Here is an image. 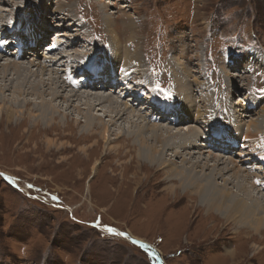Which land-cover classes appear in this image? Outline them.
<instances>
[{"label":"rangeland","instance_id":"rangeland-1","mask_svg":"<svg viewBox=\"0 0 264 264\" xmlns=\"http://www.w3.org/2000/svg\"><path fill=\"white\" fill-rule=\"evenodd\" d=\"M11 1L0 3L3 27L17 26L21 21L30 25V19L35 18L30 16L36 10L34 6L43 4L47 7L39 9L45 11L43 14L47 11L51 16L55 9L68 15L70 22L59 14L52 18L56 25L51 29L66 34L60 37L62 42L65 40L63 44H67V37L77 36L82 48L88 50L95 42L102 45L103 41L115 49L103 21L108 15L121 56L129 60L131 52L138 49L139 62L135 63L140 65L131 64L129 69L136 70L134 74L146 73L149 84L145 94L156 104L162 101V106H168L172 95L191 91L195 78L202 108L209 100L217 101L218 95H224L227 103L238 102L232 104L237 109V130L233 135L237 143L243 140L245 149L240 150L239 145L236 151L248 152V140L264 136V0ZM16 11L18 19L12 20L10 15ZM73 22L81 27L72 26ZM38 26L39 23L35 27ZM47 28L44 23L37 36L46 43L39 44L32 54L40 55L43 46L53 41L52 32L49 38L42 37ZM0 37L8 42L7 36ZM10 57L0 56V75L1 64L12 61ZM26 57L18 64L29 66L36 56ZM93 60L85 64L89 70L97 66ZM152 71L157 72V81L168 82L163 87L155 85ZM13 72L10 68L6 80H0V104L4 100V112L0 114V264H264V227L255 233L247 225L235 224V219L226 220L214 210L208 212L195 193L181 190L177 180L169 181L167 168L187 166H180L182 163L171 150L166 149L167 153L163 148L166 157L174 162L158 170L160 166L144 165L138 158L139 144L127 140L126 130L121 132L123 139L108 145L98 134L82 139L80 131L87 128L83 109L82 114L73 107L65 109L58 97L60 100L51 101L59 108L53 113L56 118L47 121L49 114L41 116L45 104L42 99L49 100L50 94L37 97L21 91L18 96L13 83L21 79ZM231 75L236 82L231 83ZM110 78L105 83L110 84ZM32 79L33 76L28 80ZM72 85L82 89L80 82ZM135 85L127 83L131 97L137 95L131 90L136 89ZM22 86V90L29 91L28 85ZM22 97L31 103L20 109L13 99ZM137 100L144 104L142 99ZM250 101L253 106L248 104ZM39 103L42 107L35 106ZM6 105L17 113L6 115ZM65 113L67 118L62 117ZM96 113L101 116L96 122L107 123L102 112ZM169 117L175 118L174 114ZM250 120L257 123L250 130L258 133H247L250 137L246 139ZM117 123L111 127L113 133L118 126L127 128L125 122ZM91 126L93 129L94 124ZM226 127L217 119L210 127L211 135L214 131L226 133ZM236 151L225 154L230 156ZM255 163L262 170L264 160L259 158ZM260 174H264V168ZM219 183L220 180L217 187ZM171 187L176 188L170 190Z\"/></svg>","mask_w":264,"mask_h":264},{"label":"bare ground","instance_id":"bare-ground-1","mask_svg":"<svg viewBox=\"0 0 264 264\" xmlns=\"http://www.w3.org/2000/svg\"><path fill=\"white\" fill-rule=\"evenodd\" d=\"M2 1L6 0H0V3H2ZM7 1L11 3L13 2L11 0ZM42 7L43 4H37L36 7L34 6V9L36 8V10H34V14L32 13L30 15H34L35 17L30 19V22L32 23L27 25L25 24L27 22L24 23L21 21L17 24L18 30L19 32L29 30L28 38L37 39L38 45L41 41H39L37 36H39L41 29H43L44 23H47L48 28L46 29V35L42 37L48 35L47 37L49 38V33H54L52 42L56 45L58 52L54 51L52 48V51H50V49L48 51L45 50L43 52L44 54L41 53L39 55L38 52L33 54L32 52H27L25 53V56L21 57L20 55H13L9 48H4V50H2L3 52H0V56H6V54L10 55L12 61L1 64V67H3V74L0 75V80L3 81L6 74H9L7 71H9L10 68H13V73L18 75L17 79H21V81L19 80V82H16L15 84L13 83V88L18 92V96L22 95L21 91H23L24 94H35L37 97L43 96V93L50 94L49 100L42 99V102L45 103L43 107L41 103L35 105L42 107L43 114L41 116L47 114L50 115V119H47V121L56 118L53 113L58 107H55L51 101L56 100L58 97L62 99L65 104V109L73 107V110L75 109L74 111L78 114H82L81 109H83L84 114H82V117L87 128L85 132L80 131V138L82 139L86 138L87 135L93 138L98 134V136H100V138L108 145L109 143L123 139L122 137L125 136H122L121 134L126 130L125 134L128 136L127 140L139 144L137 156L143 161L144 165L160 166L158 170H165L167 167H164L163 169V166L170 167L172 162H174L172 159L166 157L165 152L171 150L173 153L172 156H174L175 159H179V162L182 163L180 166H187L185 168H167L169 170L166 174H169L167 176L169 181L177 180L178 186L181 190L195 193L198 197V201H200L208 212L214 210L218 214L223 215L226 220L235 219L237 221L234 220L235 224L247 225L248 229H253L255 230V233H258L260 229L264 227V174H260L264 166L262 165L261 170L257 168L258 166H255L256 163L253 164V162L257 161L259 158L264 160V136L255 140L253 139L251 142L248 140V144H246V146H248V152L240 151L245 149V144L243 143V140H240L241 143L238 141L241 149L236 151L237 146H235L234 141L237 142V137L233 134L235 130H237L234 122V113L237 112V109L234 105L238 102L227 103L228 101L224 95H218L217 101L214 102L209 100L202 108L199 103V96L201 93L199 83L194 78V88H192L191 91L188 92L187 90L181 95H172V101L168 106H162L158 103L156 104L148 93L145 94L146 91H148L149 84V77L146 76V73H142V75L134 74L137 71L130 70L131 68L129 69V65L131 64H133V67L140 65L139 63H135L139 62L140 53L138 52V49L131 52L128 56L130 57V59L128 58L129 60L124 58L126 56H121L116 48L118 37H116L113 33L114 31L111 30L110 24L112 20L108 15H104L103 21L108 28L109 36L111 37L110 42L114 45L115 49L107 46L103 41L102 45L100 42H95V46L88 50V48H82L77 36L67 37L68 42L63 45L65 40L62 42L60 37L66 36V34L61 30L51 29L53 24L56 25V21H52V18L54 17V14H59L62 20L65 21L69 20L66 18L68 15L63 14L62 12H57L53 9L50 14L51 16H49L47 11L46 14H43L45 11L39 12V9ZM46 8V6L43 7L45 10ZM10 16L12 20H17V11ZM30 16L28 17L30 18ZM26 17L27 16L25 15L23 18ZM68 22H70V20ZM2 23L0 14V27H3ZM37 23H39V26L35 27ZM73 23L72 26L76 25V27H78L79 25V27H81L80 23ZM10 28L11 24L0 28V35L10 31ZM81 34L85 35V32L82 31ZM25 36L26 35L20 36L19 33L20 38H24ZM108 47L111 48L112 51H109ZM123 51L124 48L121 52L123 53ZM54 52H56L57 55H53L55 54ZM26 55L33 57L36 56L34 59L36 62L32 61L29 66L18 64L20 59L28 57H26ZM94 58L97 59L93 60ZM78 59L79 62L75 63ZM73 60L76 61L70 64V61ZM92 60L93 63L94 61L97 62V66L92 67L94 68L92 69L94 70V73L91 76V79L93 80L89 84H83L82 89H74L72 84L70 85L66 80V75L68 74L70 76L74 71H77L78 73L80 72L82 76L83 74L81 72H84L85 74L90 73V70L88 69L89 67L85 64H90ZM78 63L86 67H77ZM33 67L36 68L34 71ZM152 72L155 85L163 87V85L168 82L157 81L155 78L157 72ZM178 72H180V70ZM31 76H33V79L29 81L28 79ZM108 76L111 77L110 84L105 83V81L108 80ZM60 77H63V79ZM132 77L138 80H135ZM128 81L134 83V85L136 84V89H131L136 91L137 95L134 93L136 97H131L129 94L130 92L127 90ZM231 81V83L236 82L232 75ZM173 82L177 83L178 81L174 78ZM22 85H28L29 91L22 90ZM41 87H44V89L39 93L38 90ZM130 88L132 87L130 86ZM0 93L2 94L1 89ZM59 98L58 100H60ZM137 99H142L144 104L141 105ZM13 100L15 104H18V108L20 109L24 104L27 105L31 103V101H27L24 97H22V100H19L18 98H14ZM3 101L4 100H2V104H0V114H3L4 112L2 111L4 107ZM136 101H138V103ZM218 102H220V105H218ZM248 104L253 106L254 102L250 101ZM220 107L221 109H219ZM5 109L7 110L6 115L8 116L17 113L13 109H10L8 105H6ZM96 112H102L104 118H107V123L102 120L96 122L101 119L100 114H97ZM173 114L175 118H172L171 120L169 115ZM166 116H168V118L165 119ZM62 117L67 118L68 116L65 113ZM41 119L43 118L41 117ZM217 119L227 125V133H225L224 136L222 134L219 135L215 131L213 132V135H211L213 130H211L210 127ZM60 120L62 121V119ZM119 121L125 122L127 128H121V126H118L115 133H113L111 127L114 124H118L117 122ZM77 122H79V120H77ZM92 124H94L93 129L91 128ZM256 124L255 120H250L248 122L245 133L246 139L250 137L248 136L249 133H254V135L258 133V130H256L257 133L250 130V127ZM95 128L96 130H99L93 132ZM206 133L208 135H205ZM216 133L218 136H216ZM112 135L114 136L112 137ZM198 138H200V142H196ZM200 145H202V147ZM117 147L119 146H116V148ZM163 148L165 152L163 151ZM179 148L185 152L181 153L182 151H178ZM118 149L119 148H117V150ZM258 150H260V153L257 152ZM233 151H236L233 155L229 156L225 154L230 152L233 153ZM195 153H198V155L195 156ZM183 155H187L188 158ZM235 156H239L240 158L236 160ZM221 163H223L224 166L221 165ZM146 168L148 169V167ZM226 174L228 177H224ZM218 180L221 181L219 187H217ZM257 181H260V183H257ZM229 185H231V188H229ZM173 188L174 187H171L170 190H173ZM231 253H229V255Z\"/></svg>","mask_w":264,"mask_h":264},{"label":"snow or ice","instance_id":"snow-or-ice-1","mask_svg":"<svg viewBox=\"0 0 264 264\" xmlns=\"http://www.w3.org/2000/svg\"><path fill=\"white\" fill-rule=\"evenodd\" d=\"M257 183H260V181H257ZM31 187V186H30ZM109 231H112L111 229H109ZM121 235H123V233H121Z\"/></svg>","mask_w":264,"mask_h":264}]
</instances>
